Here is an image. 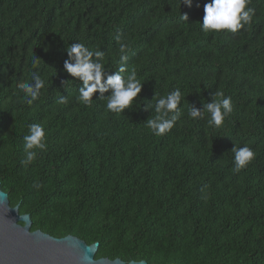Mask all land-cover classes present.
<instances>
[{
  "label": "trees",
  "instance_id": "16d2710c",
  "mask_svg": "<svg viewBox=\"0 0 264 264\" xmlns=\"http://www.w3.org/2000/svg\"><path fill=\"white\" fill-rule=\"evenodd\" d=\"M205 2L0 0V186L31 230L97 241L96 258L264 264V0H249L252 21L235 34L200 30ZM77 42L102 51L108 71L128 46L121 75L135 70L142 89L123 113L106 110L108 93L77 101L80 84L63 70ZM32 71L45 87L28 105L18 84ZM176 88L181 116L157 137L142 105ZM218 91L233 102L221 128L188 118ZM32 123L47 150L23 167ZM245 144L255 158L234 173L231 148Z\"/></svg>",
  "mask_w": 264,
  "mask_h": 264
},
{
  "label": "clouds",
  "instance_id": "9594fccd",
  "mask_svg": "<svg viewBox=\"0 0 264 264\" xmlns=\"http://www.w3.org/2000/svg\"><path fill=\"white\" fill-rule=\"evenodd\" d=\"M185 6L191 7L193 0H181ZM249 0H207L203 4V17L200 23V30L204 33L219 32L226 30L235 34L252 21L253 9L248 7ZM200 5L197 4V7ZM182 20H187V15H181ZM119 39V37H117ZM127 45L120 44L119 61L121 62L116 71H108L103 63L104 53L102 51H93L83 43H73L66 48V59L63 61V70L68 76L78 81L80 84L77 101L85 106L92 104L93 95L98 97L106 96V110L111 113L120 114L129 108L133 101L141 92L142 84L136 77L135 70L127 76L121 74L126 71L124 63L127 56L123 53ZM31 67L39 68V58H31ZM45 87V81L41 78L38 71L31 72V80L18 84V88L23 92L20 101L31 105L41 95V89ZM210 102L203 104L202 107H191L188 111V118L191 120H201L207 117V124L212 129H219L224 121L233 112L232 98L225 96L223 92L218 91L211 94ZM182 99V93L176 88L166 95L156 99L154 104H144V111L154 110L155 115L147 119L146 127L157 137L169 133L176 125L181 116L179 105ZM59 104L68 103L65 97H60ZM233 152L234 173H239L246 168L255 158V153L251 147L244 145L231 148ZM23 158L20 164L27 167L37 159L38 150L43 152L47 150L46 131L43 124L32 123L28 125V134L23 137ZM39 187V185H35ZM128 260V257L125 256ZM131 264V260H128Z\"/></svg>",
  "mask_w": 264,
  "mask_h": 264
},
{
  "label": "water",
  "instance_id": "95a60500",
  "mask_svg": "<svg viewBox=\"0 0 264 264\" xmlns=\"http://www.w3.org/2000/svg\"><path fill=\"white\" fill-rule=\"evenodd\" d=\"M30 214L10 205L0 186V264H128L120 258L95 257L98 242L67 234L54 237L40 229L31 230ZM131 264H148L131 260Z\"/></svg>",
  "mask_w": 264,
  "mask_h": 264
}]
</instances>
